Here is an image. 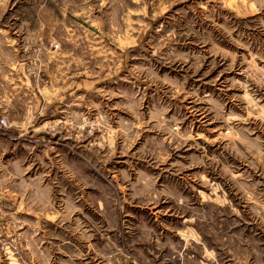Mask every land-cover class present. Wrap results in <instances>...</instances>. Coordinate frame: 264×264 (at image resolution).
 Listing matches in <instances>:
<instances>
[{
  "label": "rangeland",
  "instance_id": "rangeland-1",
  "mask_svg": "<svg viewBox=\"0 0 264 264\" xmlns=\"http://www.w3.org/2000/svg\"><path fill=\"white\" fill-rule=\"evenodd\" d=\"M1 118L0 264H96L112 221L197 241L167 264H264V0H0Z\"/></svg>",
  "mask_w": 264,
  "mask_h": 264
},
{
  "label": "crops",
  "instance_id": "crops-1",
  "mask_svg": "<svg viewBox=\"0 0 264 264\" xmlns=\"http://www.w3.org/2000/svg\"><path fill=\"white\" fill-rule=\"evenodd\" d=\"M49 151L51 153L53 151V148L51 147ZM48 161L50 162L51 166H55V167L56 166L64 167L62 163L63 161L68 162L70 166L69 170L71 172H69L67 175H64L62 170L61 173L58 175V178L56 180L57 183L56 187H58V190H61V192L58 191L56 194L63 196V192H65L64 187H66L67 194L64 195L66 199L69 198L68 195H70L69 194L70 192L72 194L78 193L79 196H77V198L86 201L82 188L86 186L87 178L83 174V171H80V163H79L80 160L78 158L76 159L70 158V160H68V158H64V156L54 159L52 154L51 157L48 159ZM81 165L82 167H84L83 162L81 163ZM58 182H60V184ZM47 189L48 188L45 185H40L37 178H34L33 180L30 179V181L28 182L29 195L32 198L33 197L36 198L37 200L48 199V194L46 193ZM52 198L59 199L56 197H52ZM94 204H96V202ZM105 207L106 205L102 202L101 199L100 202L97 203V206L94 205V208L92 210L98 213L99 215H102L103 212L107 209ZM109 212L111 211L109 210L108 213ZM83 218L84 216L82 217L81 215H79V219H83ZM112 222L113 223L106 224L104 229H100V226L97 227L94 226L90 230L93 236L96 235V232L98 231L100 237L94 246L95 247L94 253H96L97 255L96 257L100 259L96 262V264H100V263L101 264H127V263L145 264L146 262H149V260L151 259H153L152 264H167L164 263L165 258L173 257L175 255L176 248L178 249L180 245H182V247H185L186 249L187 247H192V246L195 247L197 244L196 243L197 241L195 239L191 238L190 240L188 239L182 240L181 239L182 237H180L179 241L175 243L171 240V237L167 236V234L162 235V240H158L157 238H155L156 234H153L154 228L152 227V225L142 223L136 225L135 228L125 226L126 231H122V232L131 233V231L134 230L135 233H132L129 236L127 235L126 244L124 240L121 242V243L124 242L125 245L123 249L121 247L122 245L118 246L114 240L115 236H117L116 229L119 227V225H117L116 222L114 223V221ZM100 231H103V234L102 233L100 234ZM83 232H85L84 229ZM107 232L108 234L110 233L112 234L107 236L106 235ZM187 258L188 256L186 255L185 260H187ZM205 262H209V261L206 260ZM173 263H169V264H173Z\"/></svg>",
  "mask_w": 264,
  "mask_h": 264
},
{
  "label": "built area",
  "instance_id": "built-area-1",
  "mask_svg": "<svg viewBox=\"0 0 264 264\" xmlns=\"http://www.w3.org/2000/svg\"><path fill=\"white\" fill-rule=\"evenodd\" d=\"M5 125V121H4V119H0V126H4Z\"/></svg>",
  "mask_w": 264,
  "mask_h": 264
}]
</instances>
